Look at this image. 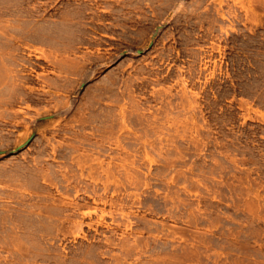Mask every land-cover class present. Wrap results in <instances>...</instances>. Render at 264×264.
Segmentation results:
<instances>
[{
  "label": "rangeland",
  "instance_id": "rangeland-1",
  "mask_svg": "<svg viewBox=\"0 0 264 264\" xmlns=\"http://www.w3.org/2000/svg\"><path fill=\"white\" fill-rule=\"evenodd\" d=\"M0 13V89L15 94L0 264H264V0H0ZM13 74L29 80L20 97ZM15 110L34 130L23 145ZM87 157L103 161L94 178L79 175ZM68 192L104 219L60 210ZM44 207L55 217L34 218Z\"/></svg>",
  "mask_w": 264,
  "mask_h": 264
},
{
  "label": "bare ground",
  "instance_id": "bare-ground-1",
  "mask_svg": "<svg viewBox=\"0 0 264 264\" xmlns=\"http://www.w3.org/2000/svg\"><path fill=\"white\" fill-rule=\"evenodd\" d=\"M2 1V0H1ZM7 3V2H6ZM11 5V4H10ZM6 10V9H5ZM8 10V9H7ZM18 11V10H17ZM35 12V11H34ZM22 13V12H21ZM26 13V12H25ZM1 14V13H0ZM2 14H3V12H2ZM26 16V15H25ZM25 16H23V17H25ZM2 17H3V15H2ZM21 18V17H20ZM0 22H2V19H1V15H0ZM27 20V19H26ZM15 22V21H14ZM17 22H19V21H17ZM63 22H64V20H63ZM4 23H2L1 25H3ZM20 24V23H19ZM31 24V23H30ZM44 25V24H43ZM46 25V24H45ZM29 26V25H28ZM22 27H23V25H22ZM21 26H20V28H22ZM55 27V26H54ZM5 28V27H4ZM6 28H7V26H6ZM52 28H53V26H52ZM39 29V28H38ZM2 30H3V28H2ZM17 30V29H16ZM21 30V29H20ZM23 30V29H22ZM46 30V29H45ZM7 31H8V29H7ZM11 31V30H10ZM6 32V31H5ZM4 31H3V33H5ZM14 32V31H13ZM33 32H34V30H33ZM43 32V31H42ZM45 32V31H44ZM8 32H6L5 34H7ZM21 33H22V31H21ZM51 33V32H50ZM54 33V32H53ZM66 33V32H65ZM4 34V35H5ZM16 34V33H15ZM0 35H2V33L0 34ZM17 35V34H16ZM8 36V35H7ZM15 36V35H14ZM33 36V35H32ZM53 36V35H52ZM65 36V35H64ZM67 36V35H66ZM6 37V36H5ZM30 37V36H29ZM48 37V36H47ZM60 37V36H59ZM1 38V37H0ZM55 38V37H54ZM46 39V38H45ZM50 39V38H49ZM37 40V39H36ZM42 40V39H41ZM52 40L54 41V39L52 38ZM84 41V40H83ZM80 42V41H79ZM13 43V42H12ZM58 43V42H57ZM48 44V43H47ZM5 45V44H4ZM9 45V44H8ZM57 45V44H56ZM64 46H65V44H64ZM8 47V46H7ZM18 47V46H17ZM9 48V47H8ZM3 49V48H2ZM58 49H59V47H58ZM27 50H28V48H27ZM74 51V50H73ZM7 52V51H6ZM60 52H62V50H60ZM8 53V52H7ZM14 56H15V54H14ZM57 56V54L56 55H54V57H56ZM10 59V58H9ZM12 59V58H11ZM14 59V58H13ZM27 60V59H26ZM6 61H7V57H6V54L4 53V51L3 52H0V63L1 64H4V63H6ZM86 61H87V59H86ZM24 62V61H23ZM85 62V61H84ZM13 63V62H12ZM28 63V62H27ZM74 64H75V61H74ZM6 65V64H5ZM32 65V64H31ZM80 65V64H79ZM1 66V65H0ZM76 66V65H75ZM84 66V65H83ZM76 67H78V66H76ZM37 68V67H36ZM53 68V67H52ZM84 67H82V69H83ZM81 70V69H80ZM1 71H2V69H1ZM36 70H35V68H34V66H32L31 67V69H30V74H34V72H35ZM81 71H83V70H81ZM80 71V72H81ZM2 72H4V71H2ZM6 72V71H5ZM74 73H76V71H73V74ZM82 73V72H81ZM90 73V72H89ZM4 74V73H3ZM2 74V75H3ZM77 74V73H76ZM79 74V73H78ZM2 75H0V76H2ZM37 78H39V77H41V75L39 74V73H36V75H35ZM88 77V76H87ZM86 77V78H87ZM10 78L12 79V82H13V86H15V89L17 90V91H19V93H18V97H20L19 96V94H20V92L22 93V91H21V87L20 86H22V85H25L29 80H28V78H27V76H26V78L24 77V76H22L21 74H13L12 76H10ZM50 78V77H49ZM11 79H9V82H10V80ZM85 80V79H84ZM3 82V79L1 80V83ZM4 82H5V80H4ZM50 83V82H49ZM8 84V83H7ZM10 84V83H9ZM69 84V83H68ZM60 85H62V84H60ZM8 86V85H7ZM58 86V85H57ZM76 86V85H75ZM30 89H31V91L32 90H34L31 86H30ZM16 90H14L13 92H15ZM12 92V91H11ZM52 94V93H51ZM12 94H10V93H8L7 94V92H6V90L5 89H0V131L2 132V130L4 131V129L6 128V126L8 125V124H10V119H8V118H6V113H7V110H9V108H8V105L10 104V101H12V100H10L11 98H12ZM14 96H15V94H14ZM13 96V97H14ZM43 97V96H42ZM17 99H19V98H17ZM25 99V98H24ZM22 100V99H21ZM16 101V100H15ZM33 101V100H32ZM13 102V101H12ZM58 103V102H57ZM60 103H62V102H59V104ZM65 104V103H64ZM66 105H67V103H66ZM66 105H65V107H66ZM56 106L58 107L59 105L57 104V105H55V109H54V111L55 110H57V112H58V109L56 108ZM64 106V105H63ZM62 106V107H63ZM64 108V107H63ZM63 108H60V109H63ZM60 109H59V111H60ZM68 109H69V107H68ZM52 110V109H51ZM50 110V111H51ZM70 110H71V108H70ZM49 111V110H48ZM47 111V112H48ZM54 111H53V113H54ZM66 111H67V109H66ZM49 113V112H48ZM52 113V112H51ZM52 113V114H53ZM14 114H15V119L13 120V125L14 126H22V125H24L25 127H26V131L24 132V133H20L19 135H18V138H19V141L21 142V145H23L25 142H26V140H28V139H30L31 138V136H32V134H33V132H34V130H32V127L29 125V123L28 122H26L25 121V119L23 120V119H19V114H20V111L19 110H15L14 111ZM28 114H29V112H28ZM29 116V115H28ZM85 116V115H84ZM84 116H83V118H84ZM38 118V117H37ZM50 118V117H49ZM41 117L40 118H38V119H34L33 120V125L34 126H36V129L39 127V126H42V125H45V123H42L41 122ZM43 119V118H42ZM88 119V118H87ZM45 120V118L43 119V121ZM50 120V119H49ZM29 121V120H28ZM52 121V120H51ZM88 121H89V119H88ZM49 122V121H48ZM47 122V127H49L48 126V124L49 125H51V124H53L52 122H51V124L50 123H48ZM54 122V121H53ZM72 123V122H71ZM66 124V123H65ZM64 124V125H65ZM55 126V125H54ZM62 126V125H61ZM44 127V126H43ZM60 127V126H59ZM63 127V126H62ZM45 129H46V126L44 127ZM6 130V129H5ZM70 130V129H69ZM58 131V130H57ZM100 131V130H99ZM0 132V133H1ZM7 132V131H6ZM5 132V133H6ZM10 132V131H9ZM65 132V131H64ZM95 132V131H94ZM97 132V131H96ZM102 133H103V131H102ZM48 135V134H47ZM98 137V136H97ZM103 138V137H102ZM3 140V139H2ZM13 140V139H12ZM91 140V139H90ZM18 141V142H19ZM78 141H79V139H78ZM88 141V140H87ZM1 142V141H0ZM11 143V142H10ZM16 143V142H15ZM64 143V142H63ZM87 144V143H86ZM89 144V143H88ZM97 144V143H96ZM56 146V144H52V146ZM0 146H1V143H0ZM59 146V145H58ZM75 146H77V145H75L74 144V148H75ZM57 147V146H56ZM56 147H54V148H56ZM100 147V146H99ZM66 148V147H65ZM65 148H63V149H65ZM85 148H86V146H85ZM51 149H53V147H51ZM57 149H58V147H57ZM45 151V150H44ZM53 151H54V149L51 151V153H52V156L54 155L53 154ZM60 151H62V150H60ZM66 151V149L64 150V152ZM71 151V150H70ZM95 151V150H94ZM41 152V151H40ZM54 153H56V151H54ZM59 153V152H58ZM60 154V153H59ZM56 155H57V153H56ZM71 155V154H70ZM85 155V154H84ZM83 155V156H84ZM88 155V154H87ZM93 156V155H92ZM54 158H55V156H54ZM57 158V157H56ZM74 158V157H73ZM76 158V157H75ZM92 159V161L94 162V161H96V163L98 164V166H95L94 164H92L91 163V161H89V158L87 157L86 158V160H84V161H80V162H78V166H80L79 168L81 169V172H80V176H81V178L83 177V174L85 173V171H87L88 172V174L92 177V178H94V174H93V170L96 168H99V169H101V168H103V161L101 160V159H99V158H91ZM78 161H79V159H78ZM30 162V161H29ZM36 162V161H35ZM75 162V161H74ZM37 163H38V161H37ZM41 163V162H40ZM40 163H38L39 164V166H37L36 167V169L35 168H33L36 172L34 173V175L33 176H38V178L40 177V179L41 178H46L47 177V179L45 180V181H48L49 183H50V185H55L54 187H57V182H53V179L52 180H50L49 179V175H50V173L48 172V168L49 167H46V164H45V162H44V164L45 165H43V166H41L40 165ZM77 163V162H76ZM95 163V162H94ZM29 164V163H28ZM49 164V163H48ZM23 165L22 164H20V167H22ZM35 166V165H34ZM49 166V165H48ZM19 167V168H20ZM65 167V166H64ZM67 168V167H66ZM21 169V168H20ZM24 169V168H23ZM23 169H22V171H23ZM26 169V168H25ZM30 169V168H29ZM60 169H62V168H60ZM69 170H70V168H69ZM74 170V169H73ZM27 171V170H26ZM53 171H54V169H53ZM60 171H62V170H60ZM71 171H72V169H71ZM70 171V172H71ZM70 172L69 171H64L63 172V174L62 173H60V176H63V182H65L64 184H66L65 186L66 187H71L72 186V188H73V186H74V184H76L75 183V181L73 180L74 178H77V177H75L74 176V174L73 175H71L70 174ZM73 172V171H72ZM107 172H108V170H107ZM28 173V172H27ZM26 173V174H27ZM31 173V172H30ZM37 173V174H36ZM56 173V172H55ZM22 174V173H21ZM97 174V173H96ZM4 175V174H3ZM99 175V174H98ZM51 176V175H50ZM74 176V177H73ZM2 177V176H1ZM27 177V176H26ZM73 178V179H72ZM80 178V179H81ZM84 178V177H83ZM103 179V178H102ZM74 181V184H73V181ZM83 181H85V180H83ZM83 181H81V183L83 182ZM94 182H96V181H94ZM78 183V182H77ZM58 184H60V187H62V184L63 183H60V181L58 182ZM84 184V183H83ZM97 184V183H96ZM78 185H79V183H78ZM86 185V184H85ZM94 185V184H93ZM64 186V187H65ZM97 186V185H96ZM101 186V185H100ZM59 187V188H60ZM64 187H63V190H62V192L64 191L65 192V190H64ZM81 187V186H80ZM59 188H57V189H59ZM77 188V187H76ZM94 188V187H93ZM106 188V187H105ZM74 189H75V187H74ZM85 189H86V187H85ZM90 188H88V190H89ZM96 189H97V187H96ZM69 191H70V189H68ZM77 191H80V189H76ZM82 190V189H81ZM87 190V191H88ZM91 190V189H90ZM94 190V189H93ZM13 191V190H12ZM58 191V190H57ZM60 191V190H59ZM97 191H99V189L97 190ZM86 192V191H85ZM89 192V191H88ZM87 192V193H88ZM93 192V191H92ZM94 192H96L95 190H94ZM93 192V195L95 194V196H96V194L98 195L99 194V192L98 193H94ZM13 194L15 193L19 198H20V196L18 195V193H20V191H13L12 192ZM70 193L71 192H68V195H66V194H63V193H60V196H61V199H60V203H61V208H60V210H72V211H80V210H83L84 208H86V207H88L89 209L91 208V209H94V208H92V207H95V206H93L92 204H91V206H90V203L88 204L87 202H80V201H78L76 198H72V197H70L71 195H70ZM78 193V192H77ZM90 193L91 192H89V196H92V195H90ZM59 194V193H58ZM102 194V193H101ZM16 195H12V197L13 196H15L16 197ZM100 195V194H99ZM23 196V195H22ZM101 196V195H100ZM100 196H98L99 197V199L102 201V198H100ZM14 197V198H15ZM98 197L97 198H93L94 200H95V202L97 203V200H98ZM102 197V196H101ZM23 198V197H22ZM54 198H57V197H54ZM60 198V197H59ZM58 198V199H59ZM25 199V198H24ZM104 200H106V199H104ZM114 200V199H113ZM112 200V201H113ZM17 201V200H16ZM15 201V202H16ZM52 201H54L55 203H56V201L53 199ZM51 201V202H52ZM59 200H57V202H58ZM99 201V200H98ZM100 201V202H101ZM18 202H21V205L19 206V208L22 206V204L24 205V203H22V199H21V201H17L16 203H18ZM53 202V203H54ZM100 202H98V203H100ZM103 202V201H102ZM106 202V201H105ZM53 203H51V204H53ZM107 203V202H106ZM115 204H118L116 201L114 202ZM113 203V204H114ZM43 204V203H42ZM46 204V203H45ZM45 204H43V205H45ZM59 204V203H58ZM30 205V204H29ZM37 205H39V204H37ZM50 205V204H49ZM60 205V204H59ZM100 205V204H99ZM57 206V204H55V207ZM22 207H24V206H22ZM32 207V206H31ZM53 207V206H52ZM52 207L50 206V208H51V210H50V208L49 207H44V208H41L40 209V211L39 212H36V213H34V212H32V215H33V217H34V215L35 216H37V217H39V220H41L42 221V219L41 218H43V220L45 219V218H50L51 219V217L53 216V217H55V214H52L53 212H52ZM54 207V208H55ZM33 208V207H32ZM57 208V207H56ZM15 209H17V208H15ZM23 209H25V208H22V211H23ZM31 209V208H30ZM36 209H37V206H36ZM36 209H34L35 211H36ZM58 209V208H57ZM87 209V208H86ZM98 209H100L99 207H98V204H97V206L95 207V209L92 211V210H85V211H83V215H82V213H81V215L83 216V218H86V217H90V219L91 218H93L94 216H93V213H96L97 214V210ZM32 210V209H31ZM30 210V211H31ZM51 211L52 213V215H50V213L49 214H46V212H48V211ZM13 211V210H12ZM30 213V212H29ZM102 213H103V210H102ZM125 215H126V213L125 212H123ZM62 214H63V212H62ZM62 214H60V215H62ZM65 215L67 214V213H64ZM98 214H99V212H98ZM97 214V215H98ZM31 215V216H32ZM57 216H59L58 215V212H57V214H56ZM99 215H101V214H99ZM9 216H11V215H9ZM104 214H102L101 215V217L104 219ZM13 217V216H12ZM11 218V217H10ZM9 218V219H10ZM35 218V217H34ZM70 219L69 218V216H68V214L66 215V217H64V219L66 220V219ZM4 219V218H3ZM6 219V218H5ZM12 219V218H11ZM15 219V218H14ZM58 219H60V218H58ZM62 219H63V216H62ZM63 219V220H64ZM87 219V218H86ZM85 219V220H86ZM94 219V218H93ZM85 220H75L74 221V224H75V227H76V229H79V230H83V224L85 223ZM36 221V220H35ZM11 223H13L12 224V228H14V229H17V230H20V229H22V225L21 224H19V222L18 223H16V222H11ZM60 223V222H59ZM97 223V222H96ZM103 223V221L100 223V224H102ZM93 224V221L92 222H87V224L86 225H89V226H91ZM98 224H99V221H98ZM38 225V224H37ZM94 225V224H93ZM72 227V226H71ZM81 232V231H80ZM14 234V233H13ZM16 240V239H15ZM18 240H20V243H22L21 242V239H18ZM13 241V240H12ZM16 242V241H15ZM19 243V242H18Z\"/></svg>",
  "mask_w": 264,
  "mask_h": 264
}]
</instances>
